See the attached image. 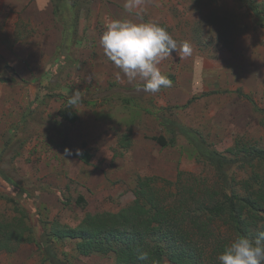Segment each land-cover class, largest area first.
I'll use <instances>...</instances> for the list:
<instances>
[{"label": "rangeland", "instance_id": "1", "mask_svg": "<svg viewBox=\"0 0 264 264\" xmlns=\"http://www.w3.org/2000/svg\"><path fill=\"white\" fill-rule=\"evenodd\" d=\"M59 1L61 20L54 17L39 31L0 0V168L12 189L30 194L40 227L51 233L61 259L114 264L112 253H79V239L54 235L55 224L74 228L87 214L118 212L134 199L139 177L174 182L180 171L184 181L200 177L213 185L212 169L196 162L182 138L165 148L151 140L166 135L160 117H175L227 156L244 147L264 149V27L240 0H144L139 16L125 11V0H67L68 6L76 5L66 13ZM247 2L264 15V0ZM113 19L153 22L176 40L177 51L158 65L172 81L170 88L157 94L138 91L144 81H129L107 59L99 39ZM64 26L75 31L65 32ZM45 36L56 38L52 53L54 42ZM184 41L192 46L191 56L179 51ZM37 42L46 44V53H32ZM59 55L69 60L61 64ZM181 68H196L197 76L186 72L179 78ZM74 91H80L81 100L70 106ZM65 107L77 115L74 124L58 115ZM66 147L73 150L71 157H63ZM76 149L90 154L87 163ZM228 175L235 194L247 195L242 181L252 177L253 191L264 194L263 163L232 168ZM78 197L84 201L80 205ZM24 206L25 201L9 202L0 182V220L22 218ZM258 214L264 223V209ZM195 216L192 209L189 218ZM209 230L224 245L236 239L224 218L213 219ZM9 245L10 250L0 249V264H41L34 243Z\"/></svg>", "mask_w": 264, "mask_h": 264}, {"label": "trees", "instance_id": "2", "mask_svg": "<svg viewBox=\"0 0 264 264\" xmlns=\"http://www.w3.org/2000/svg\"><path fill=\"white\" fill-rule=\"evenodd\" d=\"M50 1L54 17L60 21L62 13H56L59 0ZM240 1L245 3L259 25L264 27V15L257 11L256 6L247 0ZM61 3L63 13L76 5L74 2L72 7L68 6L67 0ZM64 31L72 32L75 29L64 26ZM59 57L61 64L69 60L62 55ZM240 96L249 100L253 109L258 111L250 97L242 94ZM58 115L62 121L69 124L78 120L69 107L60 109ZM159 124L167 136H153L151 140L165 148L174 147L177 139L182 138L188 150L194 153L196 162L212 169L215 176L213 185H207L200 177L184 181L180 171L174 182L158 177H139L133 190L134 199L129 205L116 213L87 214L74 228L55 224L58 228L52 229L54 235L79 239L76 249L83 255L112 253L114 264H164L165 260L169 264H219L217 256L228 244L214 240L215 235L209 230L213 219L224 218L226 224L232 225L235 238L244 236L254 240L260 231H264V223H260L262 218H259L258 214L264 209V194L253 191L251 182L254 177L242 181L248 194L238 195L231 189L233 179L228 175L232 168L264 164V149L244 147L236 152L229 151L230 155L227 156L213 149L198 131L186 127L173 116L160 117ZM262 125L264 126V115ZM90 158L87 151L81 153V159L85 163ZM0 182L9 202L25 201L22 218L18 216L9 221L0 220V249L4 246L10 250L9 244L12 241L17 245L23 241L32 242L41 253V264H71L56 253L51 242V233L41 229L37 220L38 214L31 208L34 202L27 190L20 187L16 192L12 189L9 177L1 168ZM217 187L224 189L223 192L227 191L229 195L218 193ZM56 193L60 194L57 191ZM83 202V199L78 197L76 204ZM192 209L196 214L194 219L189 218ZM187 218L189 220H186ZM138 251L147 252L148 260H138Z\"/></svg>", "mask_w": 264, "mask_h": 264}, {"label": "clouds", "instance_id": "3", "mask_svg": "<svg viewBox=\"0 0 264 264\" xmlns=\"http://www.w3.org/2000/svg\"><path fill=\"white\" fill-rule=\"evenodd\" d=\"M144 0H125L124 9L139 16ZM140 10V11H137ZM104 55L129 81L139 78L144 81L138 91L157 94L172 86V81L163 75L158 67L160 62L177 51V42L162 26L153 22L134 23L130 20H110L99 39ZM182 56L192 55L188 41L181 43ZM80 91H74L68 98L70 106L80 102ZM80 155V150H75ZM73 150L65 148L63 157H71ZM147 252L138 251L137 259L147 261ZM219 264H264V231L254 240L238 236L218 254Z\"/></svg>", "mask_w": 264, "mask_h": 264}, {"label": "crops", "instance_id": "4", "mask_svg": "<svg viewBox=\"0 0 264 264\" xmlns=\"http://www.w3.org/2000/svg\"><path fill=\"white\" fill-rule=\"evenodd\" d=\"M4 1L7 9L14 12V14L18 19L31 23V25H33L34 28L39 29V31H45L46 28L50 27L52 19L54 18L53 6L50 0H4ZM48 37L45 36L47 41H48ZM49 40H52L54 42L53 50L51 51L52 53L54 52L57 42L55 37H50ZM46 47L47 46L45 43L37 42V45L33 46L32 53H37V54H41L42 52L46 53L47 52V50L45 49ZM196 70H197L196 68L194 69L184 68V70L182 71L181 68L180 70H178L181 73V74L178 73L179 78L183 77L186 74V72L187 73L194 72L195 73L194 76H197ZM184 91L190 92V90H188L187 88H185Z\"/></svg>", "mask_w": 264, "mask_h": 264}]
</instances>
